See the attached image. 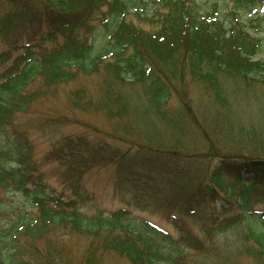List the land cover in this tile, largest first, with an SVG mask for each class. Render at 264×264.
I'll return each mask as SVG.
<instances>
[{
    "label": "trees",
    "instance_id": "16d2710c",
    "mask_svg": "<svg viewBox=\"0 0 264 264\" xmlns=\"http://www.w3.org/2000/svg\"><path fill=\"white\" fill-rule=\"evenodd\" d=\"M149 2L154 5L147 14ZM207 2L212 4L0 0V209L7 193L19 192L27 200L0 223V264H111L115 257L132 264H194L223 253L229 260L227 252L264 264V156L214 153L213 184L189 189L176 177L160 184V172L148 169L166 162L148 158L143 144L121 140V132L96 143L88 134L65 136L41 157L20 121L36 112L45 93L56 95L60 88L67 92L69 111L103 115L116 131L132 128L143 109L164 116L161 109L175 97L183 103L179 114L196 121L192 80L219 102H225L223 78L264 82V61L254 60L263 41L249 31L260 30L264 0ZM251 13L256 17L243 23ZM96 33L104 35L98 45ZM94 77L93 93L78 84ZM136 86L139 99V92L136 98L132 94ZM74 122L101 135L82 120ZM116 141L128 147L112 145ZM107 165L121 168L122 181L144 198L164 201L162 211L179 234L140 220L127 208L87 211L95 197L84 176ZM50 168L59 175V190L49 183ZM176 182L180 186L171 192L163 188ZM188 220H200L199 232Z\"/></svg>",
    "mask_w": 264,
    "mask_h": 264
},
{
    "label": "rangeland",
    "instance_id": "374dc122",
    "mask_svg": "<svg viewBox=\"0 0 264 264\" xmlns=\"http://www.w3.org/2000/svg\"><path fill=\"white\" fill-rule=\"evenodd\" d=\"M204 7H208L210 2L199 0ZM205 3V4H204ZM209 4V5H206ZM154 3L144 8V13L150 14ZM209 9V8H206ZM136 24L150 29L146 21H140L135 15L129 16ZM256 17L253 13L246 14L243 17V23H248V19ZM260 30L255 33L249 30L253 36L260 37L263 41L262 50L254 60L264 61V20L260 21ZM100 23H98L99 25ZM101 27L98 26V30ZM102 31V29H101ZM104 33V32H103ZM103 33H96L95 40L98 45L103 42ZM93 36L91 41L94 40ZM3 48L0 40V51ZM236 74L237 65H233ZM264 75V71L261 73ZM223 78V94L225 102L216 101L206 90V86L196 80H192L189 88L192 98V108L196 116V121H190L182 117L179 112L183 110V103L178 97L170 99L168 104L161 110L164 116L157 113H145L138 116V120L133 122L132 128L119 131L114 130L112 122H108L103 115L87 111H69L66 90H62L55 95L52 91L45 93V97L35 105L36 112L31 115H22L21 123L26 129L29 138L34 143L36 152L39 156H45L55 144L59 143L65 136L80 137L88 134L91 141L98 142L103 140H114L110 135L118 136L121 140L133 141L143 144L141 149L148 158L154 161L162 160L166 162L164 167L156 165L153 169L150 167L148 172H160V184L170 183V177H176L175 181L185 184L189 189L199 187L204 184L212 183V168L216 162L217 156L214 153L219 152L224 155H262L264 156V82L243 79L237 76ZM264 77V76H263ZM78 84L87 85L93 93L98 87V79L84 78ZM132 88V87H131ZM121 89L127 92V86ZM130 91V90H129ZM141 91L140 87H133L132 94ZM50 94V95H49ZM137 99L142 97V92L138 93ZM142 102L138 101V104ZM146 106V104H144ZM67 117L62 123L59 120ZM174 118V121L173 119ZM82 120L86 122L89 128L97 130L101 135L95 134L92 130L80 127L74 124V121ZM173 122V123H172ZM117 143V144H116ZM116 147L127 148L128 145H120L116 141L112 145ZM135 150V149H134ZM133 150V151H134ZM172 166H177L176 169ZM116 166L94 167L86 172L84 182L89 191L94 194V199L87 204V211L94 213L99 210L109 212L118 208H127L140 220H146L156 224L166 232L178 235V230L163 213L165 209L164 201L156 199H147L140 192H136L134 185L122 181V173L118 174L121 168ZM176 169V170H175ZM54 168L48 170L49 183L60 189L59 175ZM177 173V174H176ZM122 178L119 180L118 176ZM247 177V176H245ZM119 180V181H118ZM170 181V182H169ZM232 185L233 181L226 179ZM177 182L170 186L164 185L163 188L169 192L173 191L175 186H180ZM27 203L26 198L21 193H7L2 198L0 209V223L9 221L18 210L20 205ZM200 221V220H199ZM198 220H188V227L199 232L200 222ZM83 243L84 240L81 239ZM82 251V248L79 249ZM223 253L211 261L196 262L194 264H251L249 258H242L236 253L227 252L229 260ZM74 255H72L73 257ZM75 258V257H74ZM79 257L73 261H77ZM73 263V262H72ZM111 264H132L126 259L115 257ZM168 264V263H166Z\"/></svg>",
    "mask_w": 264,
    "mask_h": 264
}]
</instances>
